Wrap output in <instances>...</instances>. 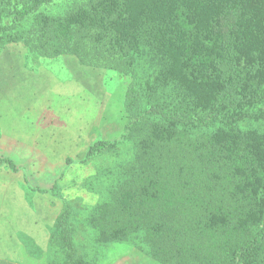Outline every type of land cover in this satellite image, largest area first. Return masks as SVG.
Masks as SVG:
<instances>
[{"label":"trees","instance_id":"16d2710c","mask_svg":"<svg viewBox=\"0 0 264 264\" xmlns=\"http://www.w3.org/2000/svg\"><path fill=\"white\" fill-rule=\"evenodd\" d=\"M16 50L61 82L67 60L95 71L123 125L77 162L95 200L59 196L47 240L17 235L25 259L96 264L115 244L157 264H264V0H0V57Z\"/></svg>","mask_w":264,"mask_h":264},{"label":"rangeland","instance_id":"374dc122","mask_svg":"<svg viewBox=\"0 0 264 264\" xmlns=\"http://www.w3.org/2000/svg\"><path fill=\"white\" fill-rule=\"evenodd\" d=\"M19 56L16 50L0 57V160L5 161L0 164V179H5V184L22 181L23 186L26 183L40 193L23 191L22 201L17 202L14 192L10 197L6 190L5 203H9L10 211L9 222L3 224L4 238H0V264L2 260L7 264L32 263V259H25V250L19 246L17 235L29 231L37 234V242L47 240L39 234L43 231L42 225L59 213V196L71 200L79 197L88 203L95 200L81 185L90 167L77 162L90 143L100 139L117 140L123 129L122 118L117 115L121 113L119 106L109 110V106L96 101L99 94L91 89L95 85L93 80L98 78L95 71L76 67L67 60L72 65L74 78L61 82L46 71L25 68L18 62ZM6 133L7 144L2 140ZM20 138L23 142L27 139V151L15 150ZM67 159L73 162L67 164ZM8 162L13 165H6ZM54 185L57 189L51 190ZM27 197L35 217L25 211ZM33 221L40 225L36 230ZM11 228L15 236L12 239ZM114 245L103 253L89 256L90 260L96 264H157L138 250Z\"/></svg>","mask_w":264,"mask_h":264},{"label":"crops","instance_id":"0c3cea01","mask_svg":"<svg viewBox=\"0 0 264 264\" xmlns=\"http://www.w3.org/2000/svg\"><path fill=\"white\" fill-rule=\"evenodd\" d=\"M6 138H9L7 133L2 135V140L5 142V144H7V142L5 141ZM27 139H25V141L23 142L22 139L20 138L18 140V143L15 147V150L17 149V151H27ZM24 148V149H23ZM12 152V151H11ZM7 160H10V159H7ZM9 163H6V165H8ZM22 172V170H21ZM23 174V172L21 173ZM5 179H0V193L2 192L1 194V204H0V238H4V231H5V227L3 226V224L5 223H8L9 221H7L8 219V214H9V208H8V204L9 203H5V199L8 198V196L6 195V190L9 191V194H10V197L12 196V191L14 192V199L17 200V202H20L22 201L21 200V197H20V193H22L23 191H26V193L28 194V188L29 186L25 183V186H23L22 184V181H17L16 184H14L13 182L12 183H9V184H5ZM10 185V186H9ZM12 188V189H11ZM28 200V198H27ZM29 206V201H26L24 200V207H28ZM11 230V231H10ZM9 231V237L12 239L13 236V229L11 228ZM17 234V233H16ZM19 246H21V244H19Z\"/></svg>","mask_w":264,"mask_h":264}]
</instances>
